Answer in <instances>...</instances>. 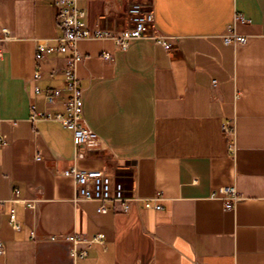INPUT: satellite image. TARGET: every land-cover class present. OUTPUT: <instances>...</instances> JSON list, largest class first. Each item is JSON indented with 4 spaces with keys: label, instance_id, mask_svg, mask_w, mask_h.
Wrapping results in <instances>:
<instances>
[{
    "label": "crops",
    "instance_id": "crops-1",
    "mask_svg": "<svg viewBox=\"0 0 264 264\" xmlns=\"http://www.w3.org/2000/svg\"><path fill=\"white\" fill-rule=\"evenodd\" d=\"M133 1L80 7L91 26L121 30ZM144 1L172 50L149 37L126 51L111 39L78 42L84 117L100 148L75 164L116 174L135 197L129 212L110 203L100 213V203L76 200L74 179L61 173L74 162L72 131L31 119L63 112L68 97L47 105L35 86L64 89L70 52L46 55L33 80L36 40L56 44L64 34L53 0H0V28L12 34L0 39V264H264V0ZM230 30L247 42L226 44ZM105 50L112 60L101 58ZM227 121L236 127L234 154L222 134ZM225 185L243 196L230 210L211 197ZM73 233L105 237L73 258L65 240Z\"/></svg>",
    "mask_w": 264,
    "mask_h": 264
},
{
    "label": "built area",
    "instance_id": "built-area-1",
    "mask_svg": "<svg viewBox=\"0 0 264 264\" xmlns=\"http://www.w3.org/2000/svg\"><path fill=\"white\" fill-rule=\"evenodd\" d=\"M80 1L53 0L57 10V20L64 34L54 39L56 44H51L48 40H36L34 81L40 80L44 75L41 62L46 55L54 52H70L67 64L63 69L65 75L64 89L35 86L36 93H44L47 105L57 104L62 92H67L68 97L64 102V111L57 113L48 110L38 111L31 115V119L35 122L57 120L72 131L75 146L74 162L61 170V173L74 179L76 200L100 203L97 208L100 213L107 212L110 203L120 204L124 212H129L135 197L127 193L124 182L116 174L107 170L84 169L75 164V160L86 158L100 148L99 135L90 127L84 117V90L77 73L78 64L83 59V55L78 49V42L82 39H111L114 46L122 51L128 50L131 41L136 38H152L156 44L169 51L173 49V44L168 35L151 27L153 18L149 8L150 4L144 0H135L129 5L127 8L128 21L121 30L91 26L86 19V11L80 7ZM236 19L244 20L241 15H237ZM10 37L12 34L7 27L0 28V39L6 40ZM223 39L226 44L234 46L243 45L248 40L247 36L239 35L234 30L226 33ZM100 56L104 60L113 59L112 54L106 50ZM222 134L227 141L229 151L234 154L236 151L235 124L230 121L223 122ZM0 142H7L5 135L0 134ZM36 158L42 159L40 150L37 151ZM15 192L18 193V190L15 189ZM211 197L223 200L225 209L229 210L233 209L243 199L234 185L215 188L211 192ZM30 205L32 206V204ZM147 206L151 207L152 204L148 202ZM155 208L159 209L161 206L156 205ZM10 221L15 230L21 229V222L18 220L14 208L11 210ZM31 235L35 238L36 232L32 231ZM104 237L103 233H98L94 238L88 239L86 236L73 233L65 236V240L72 244L70 255L73 258H83L88 255L91 247L97 243H102ZM3 248L4 244L0 240V251Z\"/></svg>",
    "mask_w": 264,
    "mask_h": 264
}]
</instances>
